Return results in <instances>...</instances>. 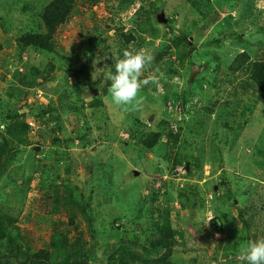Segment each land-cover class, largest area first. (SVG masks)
<instances>
[{
	"label": "rangeland",
	"instance_id": "1",
	"mask_svg": "<svg viewBox=\"0 0 264 264\" xmlns=\"http://www.w3.org/2000/svg\"><path fill=\"white\" fill-rule=\"evenodd\" d=\"M42 1L46 0H0V101H10L7 93L13 83L14 71L21 72L26 68L30 72L43 73L48 63L53 65V81L46 83L44 89L29 90L25 101L17 103L11 100L8 107L2 108L3 116L13 114V110L22 106L25 109L20 110V114H27L29 110L38 113L50 102L54 107L61 104L64 109L59 111L62 126L54 123L41 125V121L36 124L29 116L25 118L31 127L29 140L33 146L21 147L16 161L6 167L0 178V205L14 207L10 215L16 218L15 226L21 228L36 247L48 240L57 217H50L42 197L49 190L52 179L68 177L65 173L67 168L70 179L93 209L96 238L91 240L86 222H82L81 229L87 243L97 245L98 255L120 239L137 237L139 243H148L154 235L153 222L157 219V216H148L150 203L156 196L157 202L163 205L167 193L171 197L168 206L172 207L170 218L175 239L185 245L175 248L173 261L178 264H237L235 257L239 248L252 240L246 238L249 234L243 228L239 214L245 211L244 202L249 191H264V173L255 168L257 161L264 165V114L260 106L234 142L231 141L233 133L225 128L213 131L212 124L189 129L184 123L189 116L177 103L172 99L163 102L162 97L167 92L159 74L154 95L150 86L147 92L142 88L140 95L143 99L139 109L132 106L117 108L109 102L108 94L101 96L102 106L97 107L93 105V97L100 93V87L106 85L107 74L112 71L115 60L107 54L102 57L98 52L95 54L97 50L87 46L83 37L94 23L105 31L106 24L112 25L102 22L108 11L105 1L94 7L92 12L78 8L61 29L59 56L63 62L57 64L52 55L36 49L25 50L17 62L15 38L30 30L31 20L35 19ZM150 1L153 7L147 3L145 9L151 11L152 24L159 27L160 36L154 40L153 46H144L142 50L154 59L156 49L172 37L165 26L168 21L176 34L189 31V43L195 47L189 62L190 72L168 82V90L177 93L189 89L185 83L187 79H192L191 84L202 77L210 78L204 61L197 60L195 53L196 50L203 52V43L225 32L222 27L226 24V17L231 15L233 21L245 19L243 13L251 6L255 13H260L258 20L264 24V0H211L215 12L213 18L210 17L212 20H205L195 27V17L185 0ZM139 7L137 2L130 11L121 13L116 21L128 29L129 20ZM161 14L165 24L158 21ZM247 31L244 35L247 40L256 42L262 38L258 33ZM112 35L113 31L109 32V37ZM218 52L224 55L225 65L234 56V52L229 53L225 46ZM214 65L215 61L210 64V70ZM152 68L155 69L147 67L142 79L158 73L157 67ZM222 73L223 68L220 67L217 75ZM1 76L5 79L2 80ZM57 83L61 86L54 94V84ZM203 87L197 83L192 85L194 97L187 108L192 104L200 106L205 93ZM165 119L172 133L179 135L170 159H166L165 153L159 149L145 151L130 138L131 132H137V135L150 133ZM53 129H56L55 134ZM194 130H200L204 140ZM214 132L216 138L212 143L209 138ZM191 157L200 159L201 165L194 164ZM175 158L184 164L173 167ZM187 158L193 165L190 173V163L184 160ZM223 177L225 186L220 184ZM103 186L106 189L101 190ZM227 190H231L232 196ZM104 192H107L108 204L102 206L99 200L104 198L101 196ZM186 194L193 198L194 206L188 203V208H182L181 202L187 201ZM158 207L161 210V206ZM243 216L248 219L246 214ZM216 217L221 224L220 229L209 225ZM60 218L65 219L63 215ZM10 231V227L5 228V233Z\"/></svg>",
	"mask_w": 264,
	"mask_h": 264
},
{
	"label": "trees",
	"instance_id": "2",
	"mask_svg": "<svg viewBox=\"0 0 264 264\" xmlns=\"http://www.w3.org/2000/svg\"><path fill=\"white\" fill-rule=\"evenodd\" d=\"M102 1H42L35 19L31 20L30 30L15 38L16 50L18 51L17 62L21 60L22 53L27 49H36L52 55L57 64L63 62L59 56L61 47L58 36L61 29L77 12L78 8L92 12L93 8ZM104 1L108 11L106 19L102 22L104 24L108 22L112 25L106 24L107 29L105 31L99 24L94 23L91 28H87V33L83 37L87 46L97 50L95 54L98 52L100 57L107 54L116 62L118 58L122 57L125 50L136 51L142 50L144 46H153L154 40L159 38L160 33L159 27L157 26V28L152 24L151 11L145 9L147 3L149 7H153L151 1ZM137 2L140 7L130 18V27L127 29L116 19L121 13L130 11ZM185 2L195 17L193 20L194 27L205 20H212V14L215 12L211 0H185ZM259 14L255 13L250 6L243 13L245 19L233 21L231 15L226 17L224 19L226 24L222 27L225 32L218 33L223 39L220 40L219 35H217L214 40L202 44L205 47L203 52L196 50L195 53L197 60L204 61L205 69L209 72L210 78L202 77L194 80L191 84L187 79L185 83L189 89L180 93L168 90V82L190 72L189 62L192 60L191 56L195 47L189 43V31H181L176 34L171 22L166 23L165 26L171 32L172 37L167 42L161 43L160 47L156 49L154 59L149 67L151 70L155 69L152 67H157L158 73L156 75L162 76L160 81L163 82L162 86L167 92L162 97L163 102H170L172 99L177 103L181 111L183 110L189 116L188 121L184 122L189 129L199 128V126L207 127L212 124L213 131L218 128H225L233 133L231 141L234 142L258 106L264 114V24L259 22ZM245 22L246 25H244ZM112 26L114 29H111ZM247 30L258 33L262 38L256 42L245 39L244 35L248 32ZM112 31L113 35L109 37V32ZM222 46H225L229 53L234 52V56L227 65L224 63V55L218 52ZM214 61L215 65L210 70V64ZM220 67L223 68L221 76L217 75ZM111 69L112 72L115 71V67ZM52 70L53 65L48 63L43 73L30 72L26 68L21 72L14 71L11 79L13 83H11L7 93L9 100H14L17 103L22 102L26 100L29 90L44 89L46 83L53 81ZM1 78L4 80L5 76H1ZM99 82L98 80V85ZM110 83L108 80L104 87H100V93L93 97V105L102 106L101 96L108 94L107 90ZM195 83L204 86V98L200 106L192 104L187 108L194 97L191 87ZM59 86L61 84H54V94L57 93ZM149 86L154 95L157 91V84H149L143 87V91L147 92ZM10 101H0V178L5 173L6 167L16 161L21 147L32 148L33 146L29 140L31 127L25 118L29 116L36 124L41 121V125L54 123L62 126L59 111H64L61 104L59 107H54L50 102L44 105L38 113L29 110L27 114H20L19 111L25 109L22 106L13 110V114L8 113L4 117L1 110L3 107H8ZM59 102L61 103V99ZM52 132L55 134L56 129H53ZM216 132L212 138H209L212 143H215ZM194 133L197 136L201 135V139L204 140L200 130H194ZM137 134V132H131L130 138L136 140L138 146L145 151L159 149L165 153L166 159H170L173 148L179 142V135L172 133L170 124L166 119L160 121L158 127L150 133ZM211 152L213 153L215 150H211ZM191 158L194 164L197 162L196 165H201L200 159ZM184 160L185 163H190V159ZM182 164H184L183 161L175 158L172 166ZM189 166L190 173L193 170V165L190 163ZM255 168L259 169L260 173H264L262 162H255ZM65 173L68 177L60 179L56 176L51 180L49 190L42 197V201L45 202L44 207L48 209L50 217L57 218L53 221L48 240L42 241L39 247L34 245L35 243L31 241L30 237L23 234L21 228L15 226L16 218L10 215L14 207L0 205V264H178L172 259L173 252L177 246L184 247L185 245L178 243L175 239L176 233L172 228L170 218L172 207L168 206V201L171 198L169 194L166 193L163 205L157 202L156 196L150 203L151 209L148 216L149 218L157 216V219L153 222L154 235L149 238L148 243H144V245L139 243L137 237L135 239H120L116 244L110 245V248H105L101 255H98L97 245L95 243L88 244L81 229L82 222H86L91 240L96 238L91 204L88 200L83 199L78 187L70 179V171L67 168ZM220 184L225 186L226 179L224 177L221 178ZM106 187H101V190L106 189ZM227 192L232 196L231 190H227ZM257 192L256 190L249 191V195L245 199V211L242 212L248 216V219L242 213L239 214L243 228L249 234L246 238L249 237L252 240L264 238V191ZM106 193L101 194L104 198L101 197L102 199L99 200L102 206L108 204L105 198ZM184 196L187 201H182L181 207L188 208V203L194 206L193 198L187 194ZM98 206L101 207L99 204ZM158 206H161V210L157 209ZM61 215L65 219H61ZM6 227L11 228L9 233H5Z\"/></svg>",
	"mask_w": 264,
	"mask_h": 264
},
{
	"label": "clouds",
	"instance_id": "3",
	"mask_svg": "<svg viewBox=\"0 0 264 264\" xmlns=\"http://www.w3.org/2000/svg\"><path fill=\"white\" fill-rule=\"evenodd\" d=\"M153 57L144 50H125L115 62V71L107 74L109 102L117 108L132 106L139 109L142 105L140 95L143 87L158 84L160 77L151 74L143 78L144 71L152 64ZM237 264H264V238L251 240L243 244L235 257Z\"/></svg>",
	"mask_w": 264,
	"mask_h": 264
},
{
	"label": "water",
	"instance_id": "4",
	"mask_svg": "<svg viewBox=\"0 0 264 264\" xmlns=\"http://www.w3.org/2000/svg\"><path fill=\"white\" fill-rule=\"evenodd\" d=\"M157 18H158V21H159L160 23H162V24H165V23H166V20L163 18V15H162V14H161L160 16H158ZM191 80H192V79L190 78L189 82H191ZM95 94H96V93H95ZM95 94H94V95H95ZM186 169L188 170V165L186 166ZM214 220H215V219L211 220V221H210V224H212V223L214 222ZM220 228H221V225L218 226V229H220Z\"/></svg>",
	"mask_w": 264,
	"mask_h": 264
},
{
	"label": "flooded vegetation",
	"instance_id": "5",
	"mask_svg": "<svg viewBox=\"0 0 264 264\" xmlns=\"http://www.w3.org/2000/svg\"><path fill=\"white\" fill-rule=\"evenodd\" d=\"M209 225L213 228L216 227V229H218V226L221 225L220 222H219V219L216 217L214 222L212 224L209 223Z\"/></svg>",
	"mask_w": 264,
	"mask_h": 264
}]
</instances>
